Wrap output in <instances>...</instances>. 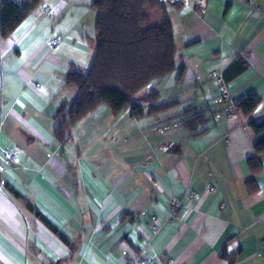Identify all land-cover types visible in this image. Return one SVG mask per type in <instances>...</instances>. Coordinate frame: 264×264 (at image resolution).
Wrapping results in <instances>:
<instances>
[{
	"label": "crops",
	"instance_id": "1",
	"mask_svg": "<svg viewBox=\"0 0 264 264\" xmlns=\"http://www.w3.org/2000/svg\"><path fill=\"white\" fill-rule=\"evenodd\" d=\"M89 2L42 0L0 39V264H264V134L251 128L264 120V0L166 5L178 59L155 90L176 104L140 119L98 107L59 142L57 111L76 95L64 80L96 49ZM217 77L232 105L255 95V110L224 113ZM193 109L199 135L168 125Z\"/></svg>",
	"mask_w": 264,
	"mask_h": 264
},
{
	"label": "trees",
	"instance_id": "2",
	"mask_svg": "<svg viewBox=\"0 0 264 264\" xmlns=\"http://www.w3.org/2000/svg\"><path fill=\"white\" fill-rule=\"evenodd\" d=\"M95 11L94 30L96 49L85 73L71 69L65 78L66 85L76 88L70 102L60 105L54 129L59 142L67 140L69 127L79 122L100 106L111 114L129 111L135 119L153 115L176 104L175 101H159L156 85L175 70L178 59L177 47L166 5L159 0H89ZM42 0H0V39H8L32 14ZM147 11H159L162 21L151 26ZM259 103L249 94L233 107L247 116ZM146 110V112H145ZM198 109L189 110L170 121L179 125L191 137L201 133L199 128L206 122ZM257 135L264 134V120L251 124ZM255 152H264V136L255 144ZM252 168L256 160L249 161ZM34 211V208L27 204ZM35 215L57 236L65 238L36 211Z\"/></svg>",
	"mask_w": 264,
	"mask_h": 264
},
{
	"label": "built area",
	"instance_id": "3",
	"mask_svg": "<svg viewBox=\"0 0 264 264\" xmlns=\"http://www.w3.org/2000/svg\"><path fill=\"white\" fill-rule=\"evenodd\" d=\"M162 4L165 5H190L193 9L196 10H203L207 4V0H159ZM45 12V11H44ZM57 45V40H52L51 42L47 43L48 47H55ZM215 84L217 87V93L218 96L216 98V102L218 104L225 105L224 113L233 115L236 113L235 108L232 105V101L227 89L226 84L224 83V80L221 77L215 78ZM4 158L7 163L12 164H19V159L16 157V155L10 151H4L3 152ZM4 171V167H0V172ZM208 192L213 191L212 187H208ZM190 197H194V192H189ZM180 208V203L177 200H173L170 205V218H174L178 214V210ZM152 220H155V218H152ZM158 227L157 225H153L151 227V231L153 233L157 232ZM167 263L165 260H162L161 258H157L155 260H145L140 257H133L127 259L125 264H164Z\"/></svg>",
	"mask_w": 264,
	"mask_h": 264
},
{
	"label": "rangeland",
	"instance_id": "4",
	"mask_svg": "<svg viewBox=\"0 0 264 264\" xmlns=\"http://www.w3.org/2000/svg\"><path fill=\"white\" fill-rule=\"evenodd\" d=\"M147 15L150 18L151 26H159L162 21V14L159 11H147ZM164 83V82H163ZM103 107V106H100Z\"/></svg>",
	"mask_w": 264,
	"mask_h": 264
}]
</instances>
